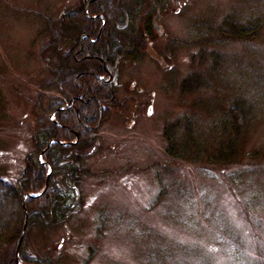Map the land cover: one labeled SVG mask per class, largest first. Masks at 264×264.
<instances>
[{
  "label": "rangeland",
  "instance_id": "obj_1",
  "mask_svg": "<svg viewBox=\"0 0 264 264\" xmlns=\"http://www.w3.org/2000/svg\"><path fill=\"white\" fill-rule=\"evenodd\" d=\"M81 1L0 0V178L5 183L12 184L21 175L33 133L49 126L48 112L60 98L51 83L53 69L69 46L61 35L56 48L54 34L62 16ZM250 4L262 18L257 43L218 49L227 57L234 55L228 60L230 73L226 71L221 84L215 85L225 103L233 89L244 90L233 87L238 68L246 69L254 58L264 68V0H160L155 5L161 7L156 21L161 34L153 33L148 45L144 39V52L120 64L115 104L97 139L82 151L89 156L85 166L90 174L81 178V197L71 219L58 227L37 224L27 232L25 228L27 256L53 264H146L151 245L146 234L154 232L171 245L193 249L192 257H183L186 264H264L262 155L235 176L241 185L248 183L250 196L231 185L229 167L207 165L210 175H205L201 169L205 166L167 165L163 137L168 121L187 114L195 99L208 95L181 93L178 88L184 77L202 69L196 58H190L196 49L180 45L192 20L211 15L219 23L232 8L244 13ZM152 8L150 0H143L141 23L136 17L130 28L141 29L145 16L154 14ZM124 94L136 98L137 113L132 114L131 106L123 110L128 101L122 99ZM255 129L245 147L262 154L264 118ZM168 216L191 226L176 225ZM9 253L0 256V264Z\"/></svg>",
  "mask_w": 264,
  "mask_h": 264
},
{
  "label": "trees",
  "instance_id": "obj_2",
  "mask_svg": "<svg viewBox=\"0 0 264 264\" xmlns=\"http://www.w3.org/2000/svg\"><path fill=\"white\" fill-rule=\"evenodd\" d=\"M150 1L152 5L160 2ZM244 1L249 0H241V3ZM88 2L90 4L85 13V4ZM142 2L143 0H84L72 14L62 16L59 25L61 28L54 34L55 46L57 48V39H61V35L68 38L69 46L58 56L61 57L60 64L57 69H53L55 78L51 81L61 102L51 106L48 115L53 114L57 106H65L70 99H73V106L54 113L49 126L40 127L33 133L32 150L26 155L24 169L14 183H5L0 178V256L11 250L3 264H53L27 256L23 247L25 236L19 248V262L15 261V248L25 219L26 232L31 225L58 227L71 219L70 214L76 209V199L81 197V178L90 174L85 166L89 156L82 151L91 147L97 139L98 130L108 118L109 109L116 100L114 88L110 90L103 87L92 75L83 74L77 80L79 87H68L79 71L92 70L97 75H102L105 71L97 65L99 62L94 58L76 64L72 58L74 47L66 52L86 28L93 32L91 38H96L101 19H104L106 25L98 42L91 44L87 39L84 40V51L88 55L102 59L106 68L114 65L118 57L122 62L141 55L145 46L144 33L140 28L133 30L130 25H133L136 17L139 19ZM87 16H94L95 20L89 21ZM149 18L150 14H147L145 19ZM261 19L259 10L250 4L244 13L232 8L222 16L219 23H215L218 19L215 20V16L211 15L205 19L192 20L188 38L181 41L180 45L196 49L190 58L192 61L196 58L198 67L202 69L184 77L179 85L177 81L175 84L181 93L208 92V95L195 99L187 114L168 121L163 128L166 143L164 154L169 158L167 165L173 168L185 163L205 166L201 168L205 175H210V167L206 168L207 165L226 169L229 167L233 174L231 185L239 193L246 190L250 196L252 189L248 183L241 185L235 176L255 165L260 155L264 159V153L260 154L257 148L245 147L246 141L256 130V125L261 124L264 118V68L261 60L249 59V67L244 70L238 68L240 76L233 87H244V90L233 89L227 102H221L219 88L215 85L221 84L226 71L227 74L230 73L228 60L230 56H234L227 57L218 49L236 43H257L262 29ZM73 24L76 28L74 33L69 30ZM149 28L147 25L146 29ZM112 30L119 31L116 32V37L111 33ZM68 31L73 35L68 34ZM177 43L179 42L175 44ZM231 46L230 50H234ZM107 52H111L112 57ZM210 104L215 108H209ZM76 134L79 138L75 144H60L74 142ZM42 152L41 163L38 157ZM50 167L51 173L47 177ZM166 219L176 225L183 223L191 226L189 222L171 216ZM148 236L151 237V245L145 254L146 264H186L183 257L194 255L193 249L171 245L159 234L152 232L149 235L147 232L146 237Z\"/></svg>",
  "mask_w": 264,
  "mask_h": 264
},
{
  "label": "flooded vegetation",
  "instance_id": "obj_3",
  "mask_svg": "<svg viewBox=\"0 0 264 264\" xmlns=\"http://www.w3.org/2000/svg\"><path fill=\"white\" fill-rule=\"evenodd\" d=\"M90 2L86 3L85 4V13L86 10L88 9V6H89ZM155 5H158V3H155ZM135 7V6H134ZM160 9L161 7H158V9L156 8L155 11H154V14H150V18L147 20V19H143L142 22V28H141V31L144 33L143 34V37L144 39L146 40V44L148 45L149 41H150V37L153 36V33L157 34V35H160L161 34V28L157 25L156 21L161 17V14H160ZM152 11V9H151ZM87 20L89 21H93L95 20V17L92 16V17H88L87 16ZM101 23H100V26H99V32H98V35L96 36V38L92 39V35L93 32L90 31V28H86L83 30V33H81L80 37L77 38L78 40H74V43L71 47H69L68 52H70L72 50V48L74 47V51L72 52V58L74 60V62L76 64H80V63H83L84 61H87V60H90L92 58L96 59L97 62H99V64L97 65H100L101 69L105 72H103L102 75H97L95 74L94 71L92 70H83V71H79L74 77H73V81H72V84H68V87H71L72 85H75L77 87H79L78 85V82L77 80L80 78L81 75L83 74H88V75H92V76H95L98 80V82L103 86V87H108L110 90H112L114 88V90L116 89L117 87V84H118V71H119V68H120V64H121V60L120 58H116L117 61L114 65H110V67L108 66V68H106L105 66V62L102 60V59H97L91 55H88L85 51H84V40L87 39L91 44H96L98 42V39L100 38L101 34L103 33V30H104V27L106 25V22L104 19H101ZM140 23H141V20L140 18L137 19ZM149 22V24H148ZM77 23V22H76ZM149 25L150 28L147 30L146 29V26ZM75 25H70V31L74 33V29H76L74 27ZM117 28V27H116ZM71 32L68 31V34H71L73 35ZM116 32H119V31H115V30H112V34L114 35V37H116L117 33ZM77 44V47H75ZM146 45V46H147ZM107 55L109 57H112V54L111 52H107ZM115 56V55H114ZM157 60L161 61V58H157ZM99 71V70H97ZM132 86V85H131ZM58 95V94H57ZM115 95V93H114ZM60 96V95H58ZM114 98H116V95L114 96ZM122 99H127L128 101H126V104L124 105L123 107V110L127 111L128 107H132V114L135 112L137 113V108L139 106L136 98H130L128 95L124 94ZM116 101V100H115ZM120 100H118L119 102ZM61 102V99L59 98V102ZM115 104V103H114ZM73 106V99H70L65 106L63 107H58L55 109L54 113H56L57 111H60V110H63V109H67L69 107H72ZM114 106V105H113ZM150 108L147 110V113H150ZM53 113V114H54ZM78 135V134H76ZM76 135H75V138H76ZM79 138V136H78ZM77 138V140H78Z\"/></svg>",
  "mask_w": 264,
  "mask_h": 264
},
{
  "label": "water",
  "instance_id": "obj_4",
  "mask_svg": "<svg viewBox=\"0 0 264 264\" xmlns=\"http://www.w3.org/2000/svg\"><path fill=\"white\" fill-rule=\"evenodd\" d=\"M46 187V186H45ZM45 190V188H44ZM25 228H26V220H25V223H24V226H23V229H22V232H21V235H20V238L17 242V245H16V248H15V261L17 262L18 261V253H19V248H20V245H21V242H22V239H23V236H24V233H25Z\"/></svg>",
  "mask_w": 264,
  "mask_h": 264
}]
</instances>
